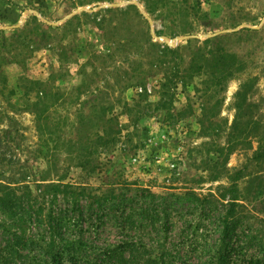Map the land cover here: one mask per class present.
Returning <instances> with one entry per match:
<instances>
[{
  "label": "rangeland",
  "instance_id": "374dc122",
  "mask_svg": "<svg viewBox=\"0 0 264 264\" xmlns=\"http://www.w3.org/2000/svg\"><path fill=\"white\" fill-rule=\"evenodd\" d=\"M149 1L153 13L146 0H0V179L24 177L36 196L46 189L40 183L86 188L78 206L46 189L38 199L42 220L14 224L0 212V246L14 234L37 240L55 232L64 242L52 264H249L253 257L264 264L257 143L227 158L217 152L228 143L235 94L247 77L256 80L248 102L264 120V0ZM165 46L181 47L186 62L198 47L222 48L246 70L215 96L203 93L205 76L179 85L163 111L166 67L158 60ZM24 81L34 88L29 97ZM35 82L46 90L42 99ZM45 108L47 119H39ZM105 128L109 144H92ZM240 170L235 195L229 188ZM110 194L115 199L107 201ZM233 196L241 224L225 254L223 220ZM126 244L134 247L121 259L105 254ZM38 246L23 250L17 264H43Z\"/></svg>",
  "mask_w": 264,
  "mask_h": 264
},
{
  "label": "trees",
  "instance_id": "16d2710c",
  "mask_svg": "<svg viewBox=\"0 0 264 264\" xmlns=\"http://www.w3.org/2000/svg\"><path fill=\"white\" fill-rule=\"evenodd\" d=\"M106 2L113 3L116 0H103ZM149 3V4H148ZM128 8L137 9L134 5L128 6ZM146 9L148 13H153L154 8L152 3L149 0H146ZM113 8H108L106 11L112 12ZM139 17L143 18V15L137 12ZM84 15H87L84 13ZM36 22H38L37 17H33ZM39 29L41 28L39 25L37 26ZM194 41L189 40V46L192 45ZM214 42V39H209L204 42V44H211ZM152 45L155 46L153 42ZM181 47L178 48H170L165 46V48L160 49L159 51V63L165 65L166 74L165 80L161 83V100L159 102V108L163 111H169L168 105L172 103V98L175 92L173 90H177L179 85L186 89L189 85H191L192 81L198 76H205L206 81L204 82V90L203 93L209 95L210 93L219 94L220 91L225 89V85L238 75H241L245 72L246 68L243 62L238 58V56L233 52H228L225 49H213L208 52L205 51L203 47H198L194 49L191 53L190 58L186 62L184 58L180 55ZM170 60V61H169ZM256 80L247 77L243 80L239 86L237 93L235 94V102H234V110L235 117L232 125L229 128V133L227 135L228 143L224 148H221L218 152L219 159L222 157L227 158L231 156L233 152H235L239 147L243 146L245 143L249 141H255L257 143V149L254 152L253 161L257 164H261L264 162V120L262 116H254L255 105L249 104L248 99L252 94L254 84ZM37 85V94L42 97L46 96V90L43 88V84L35 82ZM21 89L24 90L23 95L29 97V94L34 91V88L28 84V82L24 81L21 85ZM146 91V89H145ZM11 95H15L16 91L12 89L10 91ZM142 96V94H141ZM213 96V95H212ZM218 102L214 104L216 108ZM47 108L42 110L39 114V119H42L47 113ZM105 117L107 114L103 113ZM47 119V116H45ZM106 122L110 123L112 120L106 118ZM109 133L107 128H105L102 134H98V140L92 142V144H96L97 142H102L103 146H107L109 144ZM1 144V137H0ZM1 155V154H0ZM80 167L86 168L85 162H79ZM6 172H4L3 177H5ZM8 181H4L0 179V212L4 216H8L9 219L12 220L14 224H18V222L23 221L25 218L36 219H44V207L45 204L40 202L38 203V199L41 198L43 201L47 198L46 194H52L53 197H57L59 193L64 194L65 197L70 201L72 206H78L79 200L78 197L81 196L84 192H86V188L84 186H79L75 184H62L59 183H51L50 185L38 184V187L46 188L41 189L39 191V195L36 196L33 194V190L30 187V184L25 180L24 177L15 179L14 178H6ZM232 183L230 185L229 191L234 194L238 191V182L243 179L242 170L235 173V175L231 178ZM236 195V194H235ZM95 199H99L98 196L93 197V203H95ZM115 199L110 194L107 198L108 200ZM41 200V201H42ZM238 197L233 196L232 203L230 204V211L224 217V246H225V254L229 253V245L228 241H232V231L235 230L238 224H241L240 220H237V212L236 208L240 207V203H238ZM27 208H26V207ZM27 210V211H25ZM23 211V212H22ZM50 222L47 224L50 227L51 231L54 232L56 227L53 222L52 215L49 214ZM27 221V220H26ZM43 224V223H42ZM55 234V232H54ZM52 233L51 236L42 238V239H27L25 234L15 235V240L13 242H9L6 246H0V264H17V261L20 259V255L23 250H29V246H37L41 251H38L35 254V257H41L43 260V264H52L56 261L57 248L60 243H63L64 240H60L62 242H58L59 239L56 238ZM238 236V234H236ZM234 235V236H236ZM236 236V237H237ZM227 239H229L227 241ZM260 244L264 246V241L259 240ZM43 243V244H41ZM74 242L64 243L63 246L65 248H72L74 246ZM134 245L126 244L121 245L115 248V250L108 251L105 254H111L110 257L112 259H121L119 256L126 251L128 248H133ZM73 249V248H72ZM45 256L47 257L45 259ZM262 260L251 258L248 260L249 264H261ZM121 264H130L129 261L124 259V262L121 261Z\"/></svg>",
  "mask_w": 264,
  "mask_h": 264
}]
</instances>
